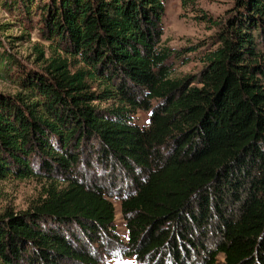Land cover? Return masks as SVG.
<instances>
[{"label":"trees","instance_id":"obj_1","mask_svg":"<svg viewBox=\"0 0 264 264\" xmlns=\"http://www.w3.org/2000/svg\"><path fill=\"white\" fill-rule=\"evenodd\" d=\"M234 1L226 21L198 17L218 46L184 78L169 63L182 51L161 44L165 0L23 1L47 43L34 45L39 69L0 93V179L46 185L0 212V264H104L115 205L73 175L90 140L147 172L121 204L135 264H264V0ZM14 65L0 53V77ZM113 98L123 107L96 103ZM138 108L147 127L127 116Z\"/></svg>","mask_w":264,"mask_h":264},{"label":"rangeland","instance_id":"obj_2","mask_svg":"<svg viewBox=\"0 0 264 264\" xmlns=\"http://www.w3.org/2000/svg\"><path fill=\"white\" fill-rule=\"evenodd\" d=\"M8 0V5L0 3V53L7 52L15 62L12 66L10 78L0 77V93H15L18 90L14 78L25 69H39L35 64L34 45L47 43L40 34L41 19L38 12L27 14L24 9V0ZM47 1V0H46ZM194 3L187 7L181 0H165L166 10L163 16V35L161 44L182 51L181 58L173 56L169 63L173 66V76L184 78L199 73L205 63V53L218 46L215 35L218 27L210 25L198 17L208 15L215 20H223L232 15L234 0H193ZM36 2V1H35ZM34 2V3H35ZM9 7V8H7ZM196 47L195 50H186ZM264 52V45L262 48ZM101 109L123 107L119 99L100 100L96 102ZM127 115L140 127H147L150 120V111L136 109ZM127 113H125L126 115ZM98 144L95 140L86 142L82 149L80 162L73 170V175L89 185L101 187L116 208L115 236H110L111 241L104 239L109 255L102 256L104 264H135V259L124 255L123 248L129 239L127 220L122 212V199L136 192L137 180L147 176L146 171L140 169H126L116 159L99 155ZM63 178V175L60 176ZM61 181V180H58ZM44 178L30 177L17 179L7 177L0 179V212L7 209L15 212L24 211L44 193ZM81 238V234L79 236ZM83 237V236H82ZM85 243L84 237L82 240ZM98 244L92 246L96 252ZM95 248V250L93 249ZM219 260H224V255H219Z\"/></svg>","mask_w":264,"mask_h":264}]
</instances>
